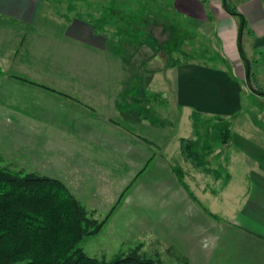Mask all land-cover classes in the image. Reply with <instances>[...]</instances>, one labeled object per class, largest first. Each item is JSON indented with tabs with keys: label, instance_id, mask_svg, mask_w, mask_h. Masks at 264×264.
Returning a JSON list of instances; mask_svg holds the SVG:
<instances>
[{
	"label": "crops",
	"instance_id": "0c3cea01",
	"mask_svg": "<svg viewBox=\"0 0 264 264\" xmlns=\"http://www.w3.org/2000/svg\"><path fill=\"white\" fill-rule=\"evenodd\" d=\"M66 1L0 0V114L9 118L0 126V131H9L0 134V144L7 146L15 132L26 136L22 141L19 134L14 141L26 149L31 145L41 150L51 148V169L60 174L51 177L63 181L72 193L71 185L83 195L91 165L89 168L83 160L74 158L69 148L97 147V153L109 156L105 160L108 164L122 163V154L136 163L130 173L136 175L130 182L124 173L119 178V187L125 184L121 192L135 178L137 181L147 175L145 178L151 180L169 179V185L188 199L171 167L180 165L186 174L195 167L178 145L182 137L193 136L192 113L231 117L233 140L228 146L244 163L245 181L242 198L237 199L233 209L234 216L238 212L236 219L214 222V260L215 264H264V94L254 91L249 83L251 75L253 86L264 90V0H228L247 22L241 33L239 18L227 10L223 0H161L180 25L192 28L193 49L213 52L209 64L191 62L165 68L167 55L159 50L143 62L159 67L148 73L147 87L164 84L171 100L157 108L160 118L169 120L166 124L170 129L187 119V128L191 129L190 136L178 133L173 144L169 143L177 145V161L173 162L164 154V146L169 144L162 146L155 140L163 130L161 124L151 140L138 133L141 125L149 122L132 108V101L147 98L139 95L138 45L124 44L110 29H97L95 21L79 17L75 9L67 7L61 12L58 7ZM118 1L125 3L110 0ZM138 1L130 0L133 11H138ZM84 10L96 13L92 5ZM147 41L151 46L165 42H157L153 36ZM151 93L149 99L161 95L155 89ZM252 103L260 108L259 112L251 110ZM170 107L175 110L173 116L167 112ZM250 113L258 122H252ZM0 152L5 164L10 165L1 147ZM20 153L27 156H13L28 160L33 151ZM93 160L98 163L96 158ZM24 168L20 165L18 170ZM128 168L127 163L126 174ZM128 197L129 191L124 200ZM81 202L88 207L87 201Z\"/></svg>",
	"mask_w": 264,
	"mask_h": 264
},
{
	"label": "rangeland",
	"instance_id": "374dc122",
	"mask_svg": "<svg viewBox=\"0 0 264 264\" xmlns=\"http://www.w3.org/2000/svg\"><path fill=\"white\" fill-rule=\"evenodd\" d=\"M90 1L92 2H87L85 0H68L66 3H61L62 5H60L58 9L61 12L67 11V7L71 10L76 8L79 10V6L82 5L83 7L81 8L84 10L85 7L92 5L93 9L97 11L98 9L100 10L102 4L106 3L107 5H110L109 3H113L110 2V0ZM124 1L125 3L118 1L114 2L112 5L117 10L125 8L133 9L130 0ZM148 1L149 0H145L146 3ZM152 4L158 9L156 11L157 17L154 18L155 12L154 14L150 12V15L153 14V17L145 19V23L141 26V32L143 34H141V42L131 37V41L139 47V95H146L148 98L142 97L139 100L132 101V108H136L139 113L143 114L146 122L147 119H149L148 125H141L139 129L141 132L138 131V133L144 135L146 139L151 140L157 135L155 131L156 127L161 124L163 130L165 127L168 130L159 131V136L155 140L161 145H166L169 143L173 144L175 136L178 133H184L183 136H190L191 129L189 127L187 128V119H182L179 123L180 126L177 125L176 128L170 129L166 124L169 120L162 118L163 116L160 118L158 111H156L159 106L166 104L170 98L166 89L163 87L164 84L161 83L159 85L161 88H150L146 85V82L151 76L148 73L150 71L154 72L159 68H153L151 65L148 66L146 63H143L144 61L146 62V59H148L149 56L151 57L156 54L158 50L157 46L154 45V47L151 46V44L149 45L150 41L148 42L147 39L152 38L153 36L157 42L164 40L169 45L176 40L182 41L184 38L186 39V42L183 48L192 50L195 45L194 33L191 31L192 28L190 25L186 24L187 29H185L184 25H180L178 19L173 16L174 14L167 9L163 8V11L159 10L158 6H161L162 4L164 5V1L155 0V2L152 1ZM142 5L145 6V3L142 2ZM120 14L124 15L126 14V11L122 10ZM164 19L169 20V22H163ZM170 19H174L175 22L172 23ZM148 21L150 22V26L147 25ZM171 23L176 25L173 27L175 30L172 32L168 28ZM151 29L154 31L149 34ZM168 32L171 33L169 36L164 35ZM191 33L193 34L191 35ZM205 37L206 40L209 41L208 35ZM144 46H150L151 49H147ZM143 47L145 50L142 49ZM1 72L0 69V74ZM133 89V92H135V84ZM153 89L161 94L157 99H149L152 95L151 92ZM251 105L254 107L251 110L255 111V113L256 111H260L259 107L255 108L253 103ZM173 111L175 110L170 107L167 112L173 116ZM250 117L254 123L259 120L256 119V116H252L251 113ZM7 119H9L8 116L0 114V126L6 124L9 121ZM173 122L176 121L173 120ZM205 128L207 127L205 126ZM8 132L9 131H0V134ZM19 134L14 132V134H12L13 138L10 137L11 135L8 136V138L10 137L11 142L7 143V146H2L0 144L5 157L11 161V163L6 161L10 164L8 166L12 169L18 170L20 165H24L25 172H39V174L48 175L50 177L60 175L51 169L52 159L49 161L50 153L48 152L51 148H43V150H41L40 148L31 145L32 147L26 149L22 145H19L20 142H14L16 138L18 139ZM46 134H48V132L42 133V135ZM0 138L2 139V135H0ZM25 139L26 136L22 134L21 140L23 141ZM178 139H180V137ZM179 144L180 143H178V145ZM229 144L217 145L216 152L218 155L215 157V166L219 168L221 167L220 169L224 174L226 172L231 173L233 175V180L229 182H224V180H214V176L208 177L206 174L196 173L194 170H199L196 167H194V169L192 168L190 172L189 170L187 171V180L195 194L206 207H208L213 213L219 215L221 221L232 220V218L236 219L238 212L234 216L233 209L237 199L239 198L241 200L242 198V183L245 181L244 163L241 160L236 159L241 157L235 153L234 149L231 150L229 148ZM169 145L164 146L167 149L164 154H168V156L171 157L169 160H172V162L174 159L177 161V145L175 147ZM95 148L97 150L100 149L97 147L69 148L72 150V156L74 158L83 160L88 167L91 165V170L88 171L86 178L85 192H83V195L80 193L79 188L75 189L73 185H71V189L77 198L81 199L83 202H88V209H94L97 218L103 219L112 209L119 193L125 187V184L121 186V188L119 187L121 182L119 178L124 173L125 175H128L130 182L136 175L134 172V174L130 173L132 170L134 171L137 166L134 160L129 158V155L126 154H122V163L118 164L117 162L108 164L105 160L109 159V156L107 157L105 154L97 153ZM31 150L33 151V154L28 160L26 158L13 156L14 154H21L20 152L27 153ZM21 156L23 155L21 154ZM25 156L27 155L25 154L23 157ZM93 158H96L98 163L93 162ZM176 161L174 162L177 163ZM124 163H128V170H130L127 174L125 170L126 164ZM154 163H156V160ZM226 163H229V166L225 168L224 165ZM191 164L193 163L191 162ZM169 165L171 166L172 164ZM212 166L214 167V155L212 156ZM96 167H98V170ZM145 177H147V175L138 179L134 183V186L129 190L127 201L123 199L120 202L104 228L99 233L84 238L81 241L80 246L83 247L88 255L92 257L112 260L119 253L128 251L130 248L142 242L144 243V250L156 258H160L163 264H215L214 218L210 217L198 203L193 201L188 192L186 193L188 199H186L182 192L180 193L177 188L170 186L169 179L165 178V180H163V178H155L154 180H151L146 179ZM101 178L103 179L102 181ZM113 181L115 184L113 190L116 192L110 188ZM212 190H215L216 194L213 193Z\"/></svg>",
	"mask_w": 264,
	"mask_h": 264
},
{
	"label": "trees",
	"instance_id": "16d2710c",
	"mask_svg": "<svg viewBox=\"0 0 264 264\" xmlns=\"http://www.w3.org/2000/svg\"><path fill=\"white\" fill-rule=\"evenodd\" d=\"M152 1L154 0L146 3L145 0H139L138 11L129 8L117 10L112 4H102L96 13L77 8L75 10L79 17H89L95 21L97 29H110L122 38L124 44H131V37L141 42V26L145 19L153 17L154 12L157 17L158 9ZM223 1L227 10L239 18V30L240 33L243 32L247 27L244 17L228 0ZM158 8L163 11L164 7L161 5ZM122 10L126 14L121 15ZM150 12L153 14L150 15ZM170 20L175 22L174 19ZM166 21L169 22L167 19L163 20ZM172 23L168 27L171 32L176 26ZM185 42L186 39L183 38L182 41L176 40L169 45L163 42L161 46H157L159 51L167 55L165 68L191 62L209 64L212 51L187 50L183 48ZM249 77L252 89L264 94L263 89L254 88L251 75ZM191 119L193 136L182 137L180 141V149L185 159L191 161L204 174L214 176V180L229 182L230 173L224 174L221 167L215 166V157L218 155V144L226 145L233 140V119L206 116L198 111L192 113ZM228 166L229 163L224 165L225 168ZM171 169L192 200L214 220H219V215L206 207L195 194L186 179L184 168L172 165ZM140 174L141 172L138 175ZM136 179L123 190L107 216L99 219L95 216L96 211L88 209L63 181L36 172L14 170L5 164L0 152V264H163L160 258L144 250L142 242L119 253L112 260L92 257L80 246L84 238L95 235L104 228ZM214 193L216 194L215 190Z\"/></svg>",
	"mask_w": 264,
	"mask_h": 264
}]
</instances>
